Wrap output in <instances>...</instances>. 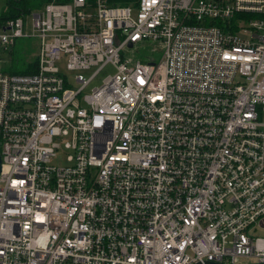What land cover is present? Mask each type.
<instances>
[{
    "label": "built area",
    "instance_id": "2783aa9c",
    "mask_svg": "<svg viewBox=\"0 0 264 264\" xmlns=\"http://www.w3.org/2000/svg\"><path fill=\"white\" fill-rule=\"evenodd\" d=\"M31 37L36 70L11 71ZM143 40L158 61L135 59ZM263 113L264 0L0 19V264H264Z\"/></svg>",
    "mask_w": 264,
    "mask_h": 264
},
{
    "label": "rangeland",
    "instance_id": "374dc122",
    "mask_svg": "<svg viewBox=\"0 0 264 264\" xmlns=\"http://www.w3.org/2000/svg\"><path fill=\"white\" fill-rule=\"evenodd\" d=\"M5 13H8V8L6 7V0H0V15H5ZM28 14V12H27ZM28 21L31 22V16L28 17ZM39 42L37 38L31 37V38H22L18 41L16 47L13 49V53L10 51L6 54V59H11L14 61V63H11V66L17 65V69H23L25 66L22 63L23 60L27 62V64H31L34 69H36L37 66V54L39 51ZM136 49L134 52L135 59H140L143 61H146V58H152L155 61H158L162 56V46L161 42L155 41V40H143L141 42H138V44L135 47ZM19 58H22L21 61H19ZM7 62V61H6ZM62 71L66 74L68 77L69 83L71 87H77L78 85L74 81V75L76 72L68 71L65 68L64 63L60 67ZM94 70H87L83 72V76L85 78H88L91 73ZM110 68H104L102 72L94 78L90 83L88 88L85 90V92H89L90 88L97 86L100 83L101 78L106 75V73L110 72ZM262 118L264 119V113L262 114ZM68 152L59 150L57 153V157L53 159L52 163L55 165H64L66 164V156ZM258 236L264 235V230L258 229V231L254 234Z\"/></svg>",
    "mask_w": 264,
    "mask_h": 264
},
{
    "label": "trees",
    "instance_id": "16d2710c",
    "mask_svg": "<svg viewBox=\"0 0 264 264\" xmlns=\"http://www.w3.org/2000/svg\"><path fill=\"white\" fill-rule=\"evenodd\" d=\"M48 1L50 0H6L8 13L0 15V19L15 18L33 9H40ZM21 60L22 58H19V61ZM22 63L25 66L23 69H17V65H15L12 66L10 70L14 72H32L36 70L31 64H27L25 60H23Z\"/></svg>",
    "mask_w": 264,
    "mask_h": 264
},
{
    "label": "water",
    "instance_id": "95a60500",
    "mask_svg": "<svg viewBox=\"0 0 264 264\" xmlns=\"http://www.w3.org/2000/svg\"><path fill=\"white\" fill-rule=\"evenodd\" d=\"M1 171H2V158H1V155H0V173H1Z\"/></svg>",
    "mask_w": 264,
    "mask_h": 264
}]
</instances>
